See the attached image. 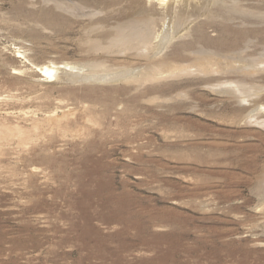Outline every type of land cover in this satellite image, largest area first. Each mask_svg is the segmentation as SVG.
I'll return each instance as SVG.
<instances>
[{
  "label": "rangeland",
  "instance_id": "1",
  "mask_svg": "<svg viewBox=\"0 0 264 264\" xmlns=\"http://www.w3.org/2000/svg\"><path fill=\"white\" fill-rule=\"evenodd\" d=\"M143 1L0 0V264H264V0Z\"/></svg>",
  "mask_w": 264,
  "mask_h": 264
},
{
  "label": "bare ground",
  "instance_id": "2",
  "mask_svg": "<svg viewBox=\"0 0 264 264\" xmlns=\"http://www.w3.org/2000/svg\"><path fill=\"white\" fill-rule=\"evenodd\" d=\"M165 1L166 0H146V1H143L134 7V12L137 11L136 13H138L140 18L143 20H152L153 18H156V17H158L164 13L163 7L165 4ZM174 4L175 3L173 0H168L166 10L172 11L175 7ZM198 10H192L191 15L196 14L198 12ZM178 56H181L180 49L175 51V59ZM175 61H177V60H175ZM226 62H227V60H226ZM161 63H162L163 69H164L165 65H166V67H167V65H169L168 63L163 62V61H161ZM181 63H183V62H181ZM205 63L204 62L199 63L196 60V62H194V64L193 63H187V64L174 65L173 67L168 66V68H166V70L164 69L165 71L163 70L162 75L165 74L166 72H168L170 75H177V74L179 75V73H185V72L188 73V72H193V71H197L199 73H206V72H213V71L219 72L220 68L217 67V64H216V66H215V64L214 65L212 64L213 66L211 67V65L208 66V65H205ZM210 63H211V61H210ZM154 64H155V62H154ZM207 64H208V61H207ZM255 65L258 67H262V69H264V59H257L255 62ZM162 67H160V69ZM37 68H38V72L41 75V77H44L47 80L52 79L53 77H55V79L58 78V77H56V73L60 70V67L55 65V64H51V65L44 64L42 66H37ZM230 69H232V68H230ZM248 70H250V69H248ZM235 71H238V69ZM152 73H153V75H148V78L157 77L156 74H154V72H152ZM159 73L157 72V74H159ZM243 81H245L243 78H241L239 80L237 79L235 81H225V82L220 81L221 83L219 85H216V87H221L224 90V92L233 93L240 101H244V102L249 103L250 102L249 97L251 96L250 94L255 92V91H253L254 89H252V88H249V89L246 88L245 89L244 86L241 84ZM68 111H69V109H67L63 113V115L60 117L61 120L59 122H58L59 117L57 118V120L55 122V127H57V128L54 131V134L56 135L57 138L59 137V139L56 141L57 143L66 142L69 140V138H70L69 141L74 143V141H76L77 138L86 136L88 134L90 135V133H92L93 131L98 130L97 129V127L99 128V126H97L98 123L96 122L95 124L94 123L92 124L90 122L93 120H91L90 118H87V116H89L90 111L88 112V108L85 104L79 108L80 114L76 116L77 117L76 119H78L79 121H76L72 117H68V115H69ZM90 113L92 114V112H90ZM74 114L76 115V113H74ZM249 117H250V119H253L255 122L264 124V119L261 117H258V115H256V114H250ZM51 118H54V117H51ZM38 129H39V123L35 122V124L33 126V130L37 131ZM14 133L15 134L17 133L20 136H22L23 133H25V131L22 130L18 126L9 127L7 129L8 135H12ZM33 135L34 134H31V136H33ZM3 136L5 137L6 135H3ZM50 138L51 137H49V139Z\"/></svg>",
  "mask_w": 264,
  "mask_h": 264
}]
</instances>
